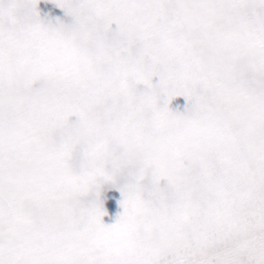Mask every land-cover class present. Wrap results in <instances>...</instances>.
<instances>
[{
    "label": "snow or ice",
    "instance_id": "1",
    "mask_svg": "<svg viewBox=\"0 0 264 264\" xmlns=\"http://www.w3.org/2000/svg\"><path fill=\"white\" fill-rule=\"evenodd\" d=\"M0 264H264V0H0Z\"/></svg>",
    "mask_w": 264,
    "mask_h": 264
},
{
    "label": "rangeland",
    "instance_id": "2",
    "mask_svg": "<svg viewBox=\"0 0 264 264\" xmlns=\"http://www.w3.org/2000/svg\"><path fill=\"white\" fill-rule=\"evenodd\" d=\"M119 193L116 190H109L107 193V199L105 201V206L109 212V216L105 217L106 222H111L114 219L115 214L119 211V206L117 204V198Z\"/></svg>",
    "mask_w": 264,
    "mask_h": 264
}]
</instances>
